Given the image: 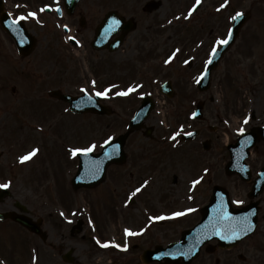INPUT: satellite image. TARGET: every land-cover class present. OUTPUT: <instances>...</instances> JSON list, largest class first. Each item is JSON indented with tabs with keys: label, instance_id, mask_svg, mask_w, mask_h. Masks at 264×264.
Here are the masks:
<instances>
[{
	"label": "rangeland",
	"instance_id": "obj_1",
	"mask_svg": "<svg viewBox=\"0 0 264 264\" xmlns=\"http://www.w3.org/2000/svg\"><path fill=\"white\" fill-rule=\"evenodd\" d=\"M12 1L33 4L46 0ZM100 1H84L92 8L88 15L93 19L98 20L104 11ZM144 1L108 0L107 5H120L122 7L118 8L125 14L134 15L130 2L138 9ZM202 1L203 5L191 17L188 12L195 0H162L154 13L138 11L137 30L129 36L123 49L113 54L95 56L97 52L88 46V52L73 53V49L70 51L62 43L63 32L49 21L46 22L51 25L46 29L37 25H42L40 21H35L36 26L31 24L39 31V45L34 54L26 58L16 57L14 44L0 35V184H9L12 191L11 196L0 202V211L12 209L19 200L35 219L43 218L47 232L44 241L12 222L0 223V264H65L61 256L68 249L74 250L80 264H135L143 250L153 249L156 244L165 246L179 238L181 230L196 218L191 217L192 214L176 219L172 213H188L187 209L205 203L214 184L230 187L235 204L248 200V186L239 184L236 176L227 180L224 165L229 160L227 144L242 134L239 129L245 131L252 125L264 123V70L260 68L264 63V27L255 21L254 13L257 9L264 11V0H231L220 12L215 11V6L220 8L225 0ZM250 7L254 16L243 37L232 54L227 55L211 89L202 97L206 102L207 122L194 120L192 109L201 98L195 81L204 56L197 58L196 64L188 65L186 58L194 49L185 46H190L191 42L195 45L202 34L209 38L211 45L215 35L226 34L230 15ZM43 16L44 20L51 17ZM72 21L78 25V16ZM185 26L191 32L185 31ZM252 26L259 31L257 34L250 35ZM92 27L83 28L81 36L89 38ZM52 42L61 45L60 49H55L57 46L53 47ZM259 46H263L262 58L260 51H256ZM173 47L180 51L172 59L174 62L168 64ZM241 51L245 53L243 57ZM127 58L129 61L137 59L138 63L133 69L126 65L129 70L123 72ZM253 62L257 63L260 73L253 77L248 75L251 84L242 88L240 73L243 78ZM233 64L240 69L236 66L234 69ZM145 66L151 74L160 73L162 80L172 79L177 95L150 115L147 125L154 127L153 134L147 136L140 130L129 135L125 145L128 159L123 165H110L106 180L98 187L74 190L70 181L77 170L78 159L72 155V149L95 143L94 151H99L105 140L126 130L138 101L135 93L116 95L132 83L147 85L148 81L136 71ZM99 74L104 79L102 85L115 84V95L109 101L116 114H74L67 104L49 95L54 88L71 94H81L85 88L91 94L101 92L92 83ZM210 95H214L213 101ZM225 109L227 117L222 115ZM210 125L215 129H208ZM194 128L203 130L202 138L181 145L180 135L172 139L177 132L182 134ZM206 138L212 140L208 150L202 146ZM33 149H39L37 154L21 162L20 157ZM253 153L255 156L256 151ZM197 179L200 183L193 187L192 181ZM137 188L142 190L132 196ZM155 216L169 218L153 220ZM259 216L256 232L237 248L221 249L215 254L203 248L192 264H264V197ZM79 219L83 220L81 225ZM126 229L136 234L128 235ZM32 240L35 241L30 246ZM117 241L124 245L116 247ZM105 243L109 246L104 247ZM239 254H243L245 260L239 259ZM216 258L220 261L216 262Z\"/></svg>",
	"mask_w": 264,
	"mask_h": 264
},
{
	"label": "water",
	"instance_id": "obj_2",
	"mask_svg": "<svg viewBox=\"0 0 264 264\" xmlns=\"http://www.w3.org/2000/svg\"><path fill=\"white\" fill-rule=\"evenodd\" d=\"M119 17L120 16H118L115 12L111 13L109 18L107 19V22H110L111 20H116V21L121 22L119 25H114L115 26L114 27L115 30L118 29L119 26H121V29H127L129 26H131L130 22H126L125 21V23H124V19L120 17L123 20L122 21ZM17 37L20 38L19 36H17ZM21 39H22L21 41L17 40V43L20 46H23L22 43H23V40L25 38L22 37ZM120 39H121L120 41H122V37ZM30 40H31V43L34 44V40H32V39H30ZM119 42L116 43V44H113L111 46L112 47H117L119 45ZM25 51H28V50H25ZM51 94L53 96H55V97L60 98V99L69 101L70 104H71L72 109L75 110V111H76V109L77 110H87V109H89L91 111H97L99 113L108 112V110H106V111L103 110L101 106H100V108H96L94 106L89 107L88 105L90 104V102H88V97L89 96H87V95H84V96L78 98V97H73L71 95H64V94H62L59 91H53ZM79 104L86 105V106H83L81 108L80 107H76ZM140 126H141V123L140 124L137 123L135 128H139ZM251 134L252 135L249 136L251 138H249L248 140L245 137H241L240 140L238 141V143H236V145L229 146V149L231 150V152L233 153V156L236 159H238L239 157H241V158L244 157V155L246 153L247 154L245 156L248 155V149L246 151V148H247V146H249V147L251 146V145L248 144V143H250V141H252L254 139L253 140V143H254L256 140L264 137L263 130L259 129V128L254 129L251 132ZM125 139H126L125 136H120L118 139H116V141H112L111 145H106V149H110V147L113 146L112 144H117V143H120V145L123 146L124 143H125ZM104 152L101 153V155L99 154L98 156H90V157L83 156V159L85 160V162H89V160L90 161L91 160H97V161H103V163L101 165L100 172L95 174V177L97 175L98 176L92 182L88 183V182H83V181H79V182L76 181L75 182V186L86 185V184H88V185L97 184L99 181H102L105 178V170L104 169H105V167L108 164H110L111 162H121V161H123L125 159V156H123L122 159L121 158L120 159H117V158L106 159L105 156H104ZM122 154L124 155L123 152H122ZM241 163H243V159H242ZM231 164H232V161L229 163V165L227 167V170H232L231 169ZM87 170H89V167L85 166V168L81 171V173H83L84 171H87ZM103 171H104V173H103ZM102 175H103V177H102ZM263 184H264V182H263ZM260 190L258 192H256V193H259ZM256 193L252 192L251 193V197H254L256 195ZM0 194L3 196L5 193L1 192ZM221 203H223L226 206L227 211L229 213H231L233 217L248 216L250 218L251 222L256 227L258 202H251L249 205H247L246 207H244L242 209H233L231 207V204L229 203V201H228V199L226 197L225 198H220L219 196L213 197L211 199V201H210V205L205 208L204 221L198 226V228L195 230L194 233H192L191 231L190 232H185L183 234V238H182L180 243L174 244V246L171 245L165 251L162 250L161 247H159L157 252H163L164 253L166 264H169V263L189 264L190 263L189 259L198 252L199 246H196V245L200 244L203 241L204 242L209 241L211 238L219 239L220 247L229 248V247H233L234 245H236L244 236H246V235H241L238 238H235V239H232V240H225V239L222 238L221 235L210 234L208 228H206L205 226L209 225V223L217 215L216 211H214V210H216L218 205H220ZM0 217H5V215L0 214ZM24 222L26 224H28L35 232H40V230L37 229L36 224L32 223L30 220L24 219ZM255 227L253 228V230L255 229ZM252 231L248 232L247 235L249 233H251ZM175 245H177V246H175ZM154 252L155 251H152V252L151 251H146L144 253V255L142 256V263H139V264L149 263L150 261H152L155 258ZM184 252L186 253V257H184L185 259L183 258L184 259L183 261H180L179 257H180V255H182V257L185 256ZM70 254H71L70 252L67 253L65 255V259L72 261L68 257V256H70ZM158 255H160V254H158Z\"/></svg>",
	"mask_w": 264,
	"mask_h": 264
},
{
	"label": "snow or ice",
	"instance_id": "obj_3",
	"mask_svg": "<svg viewBox=\"0 0 264 264\" xmlns=\"http://www.w3.org/2000/svg\"><path fill=\"white\" fill-rule=\"evenodd\" d=\"M202 3V0H196L195 5H193V7L191 8V10L188 12V17H191L192 14L194 12L197 11V7ZM228 4V0H225L224 4L220 5V8H224L226 7ZM44 9H41V11H43ZM219 10V9H218ZM37 13L36 12H31L28 13L27 15H20L19 18L15 21H13V23L15 24H19L20 21L22 20H27L30 17H37ZM244 15L243 12H237L234 16L231 17V19L233 21L237 20L239 17H242ZM119 21L113 20V25H118ZM65 27H67V25H65ZM70 39L75 40V37H71ZM232 39V31L229 30L228 36L227 38L224 39H220L217 41V45L215 47H213L212 52H211V56L215 57L217 55L218 49L220 46L222 45H228L229 42ZM180 49H176V51L173 53V55L171 57H169V60L166 61V63H169L172 61V59L175 58L176 53H179ZM185 63H188V61H185ZM208 64L212 63V59L210 58L207 61ZM207 73H205L206 75ZM93 84H95V81L92 82ZM111 89H107L103 92H96L97 96H107L108 91H110ZM136 90V87H130L127 91H122L117 93V95H123L126 96L129 93L133 92ZM83 91L85 93H87V89H83ZM88 102H94L92 101V98L89 96L88 97ZM77 107H79V105H77ZM195 115V114H194ZM239 131L241 133L244 132V129L241 128L239 129ZM180 133L177 132L175 134V136L172 137V139H175L176 136H179ZM187 135H192V133H187ZM114 138L113 137H109L107 140L104 141V145H111V142ZM97 145L95 143L90 144L88 147H84V148H73L72 149V155L75 156L77 154H82V155H88L92 152H94V150L96 149ZM118 149H119V145H113L110 147V149H106L104 152V156L106 159H111L114 155L118 154ZM39 151V149H33L31 152L27 153L26 155L20 157L21 162H26L28 160H30L32 157H34L37 152ZM103 161H97V160H91L88 162V167L90 172L95 176L96 173H99L101 170V165H102ZM202 179V178H201ZM200 183V179L197 180H193L192 181V185L193 187H195L197 184ZM145 184H147V181L145 182ZM10 185L5 183V184H0V188H7ZM143 187V186H142ZM142 190V188H137L133 193L132 196H135L137 193H139ZM236 203H242V201H236ZM195 211V209H187V212H192ZM216 211L217 215L213 218V220L209 223V225H206L205 227L208 228L210 234L213 235H221L223 239L225 240H232L235 238H238L241 235H247L248 232L252 231L253 228L255 227V225L251 222L250 218L248 216H244V217H233L231 213H229L227 211L226 206L221 203L220 205H218L217 209L214 210ZM185 212H174L172 213V217H179L182 215H185ZM169 217H165V216H155L152 217L153 220H161V219H167ZM126 233L128 235H135L136 233H133L131 231V229H126L125 230ZM104 247H108L109 244L105 243L103 244ZM116 247H121V245L116 244ZM124 248H126L127 246H123Z\"/></svg>",
	"mask_w": 264,
	"mask_h": 264
},
{
	"label": "flooded vegetation",
	"instance_id": "obj_4",
	"mask_svg": "<svg viewBox=\"0 0 264 264\" xmlns=\"http://www.w3.org/2000/svg\"><path fill=\"white\" fill-rule=\"evenodd\" d=\"M27 1H31V0H27ZM48 3L46 4H49L51 7L54 6V7H57V6H61V5H64V0H46ZM108 0H102V6H103V9L104 7L106 8V3ZM3 2L5 3V6L10 8L11 7H15L17 4L21 3L20 1H12V0H3ZM81 7H84V9L81 10V13L80 11H78L79 15H84L85 18H91V25L93 24V27L89 24H86L87 27H92V29L95 31V28L97 27L96 25H98V20L97 19H93L94 17H91V16H88L87 15V12L88 10H92V8L84 2V0L81 2ZM80 10V9H79ZM93 11V10H92ZM105 11V10H104ZM62 13H64V11H62ZM93 15V14H92ZM68 25H67V28L68 29H71V30H78L79 27L76 23H74L72 20H69L68 22ZM79 34V33H78Z\"/></svg>",
	"mask_w": 264,
	"mask_h": 264
}]
</instances>
